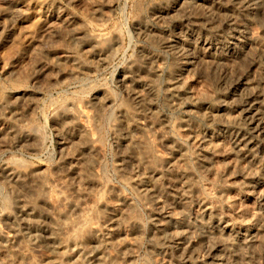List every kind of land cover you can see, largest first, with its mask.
Listing matches in <instances>:
<instances>
[{"label":"rangeland","instance_id":"obj_1","mask_svg":"<svg viewBox=\"0 0 264 264\" xmlns=\"http://www.w3.org/2000/svg\"><path fill=\"white\" fill-rule=\"evenodd\" d=\"M48 1L52 6L43 12L36 4L37 0H0V99L18 90L27 91L28 94L18 102L11 98L4 105L6 107H0V232L6 236L0 242V264H51L59 252L54 254L44 234L56 233L58 237L63 233L61 236L64 240L73 233V229L80 228L86 222L87 227L81 228L86 231L90 228L92 235H84L85 239L82 236L80 246L68 250L71 260L59 254L62 257H57L60 263L217 264L219 260L221 264H264V135L253 134L251 118L245 115L248 103L256 102L258 117L263 118L264 124V0ZM13 3L17 4L18 12L12 17L5 14L3 8L13 5L11 7L16 9ZM66 18L73 21L72 28L70 25H65L66 28L61 25L62 19ZM136 23H139V28ZM8 26H13L11 35L5 30ZM85 30L89 34L92 32L91 35L105 38L107 50L95 53L84 35ZM24 31H28L31 38H27L25 35L28 34ZM113 39L115 43L109 49L108 41ZM200 40H207L211 45L205 48L200 45ZM197 52L201 54L200 59L198 54L196 56ZM185 61L189 63L185 64ZM124 76H127L126 83L122 80ZM143 81L144 87L140 84ZM132 82H135V86L131 85ZM134 91L141 94L144 104L135 98ZM96 95L100 98L107 96L109 100L101 98L99 104L93 101ZM252 99L253 102L250 101ZM65 106L69 112H77L72 113L77 117L76 120H67L62 116ZM62 122L64 125H61ZM244 131L246 136L255 140L253 146H246L245 141L236 136L238 132L245 135ZM78 133L84 140L94 139L92 142L95 147L86 151L81 148L84 142L74 139L77 143L71 144L65 138ZM147 149L149 153L145 151ZM69 158L75 162L76 169L73 167L71 170ZM162 158L173 161L172 168L164 166L171 173V169H174V175L168 174L169 171L159 165V162L163 164L158 161ZM151 166L156 169L161 167L158 174L160 179L150 172L151 168L155 169ZM33 167L42 168V173L34 175V178L22 177L27 181L14 178V182L11 179V168L28 174ZM80 168L81 173L78 174ZM175 172L182 175L184 172V179H189V187L185 192L187 195L183 191L185 186L181 191L180 185H177L181 182ZM148 177H156V180H148ZM172 177L177 182L170 179ZM138 179L143 181L139 182ZM151 184L157 188L151 187V190ZM59 195L72 205L63 202ZM109 202L115 203L109 208L105 206ZM22 204L38 206L35 213L37 218L24 216L22 219L20 216L23 215L18 212V206ZM205 206L211 208L213 214H221L220 217L227 224L236 226L237 231L249 229L256 233L260 238L259 247L255 246L257 244L248 246L236 230L229 234L227 231V235L219 234L218 227L207 216L201 218L195 215L201 214ZM58 208L69 212L66 217L68 227L64 228L68 233L64 238L66 230H53L56 225L50 219L59 211ZM113 208L119 211L113 212ZM105 231L111 235L110 238H107ZM178 233L186 239L190 248L195 249L189 256H183L178 246L175 247L177 241L171 236ZM207 246L213 248L212 253ZM6 249L11 251L13 257L10 258L8 252L5 255ZM94 254L98 257H94ZM80 257L82 260H79Z\"/></svg>","mask_w":264,"mask_h":264},{"label":"bare ground","instance_id":"obj_2","mask_svg":"<svg viewBox=\"0 0 264 264\" xmlns=\"http://www.w3.org/2000/svg\"><path fill=\"white\" fill-rule=\"evenodd\" d=\"M28 1V0H27ZM36 1V0H35ZM54 1V0H53ZM193 1V0H192ZM239 1H241V0H239ZM243 1H245V0H243ZM242 1V2H243ZM247 1V0H246ZM10 2V1H9ZM12 2V1H11ZM56 2V1H55ZM194 2V1H193ZM192 2V3H193ZM199 3V2H198ZM14 4V3H13ZM23 4H24V2H23ZM22 4V5H23ZM39 7H40V9L43 11V10H47L50 6H52V5H50V2L48 1V0H37V3H36ZM52 4V3H51ZM55 4V3H54ZM185 4V3H184ZM197 3H195V5H196ZM1 5V4H0ZM3 5V4H2ZM15 5V4H14ZM17 5V4H16ZM16 5H15V7H16ZM32 5V4H31ZM57 5V4H56ZM187 5V4H186ZM11 6H13V5H11ZM11 6H9V5H6V7H4L3 9H4V11L3 12H5V14L7 13V14H9V15H11L12 17H13V15L14 14H16L17 12H18V7H16V9L15 8H13V7H11ZM27 6V5H26ZM1 7H3V6H1ZM33 7V6H32ZM58 8V7H57ZM171 8V7H170ZM175 8V7H174ZM17 10V11H16ZM24 10V9H23ZM22 10V11H23ZM57 10V9H56ZM175 10V9H174ZM28 11V10H27ZM36 11H37V9H36ZM169 11V10H168ZM171 11H173V10H171ZM2 12V13H3ZM16 12V13H15ZM34 12V11H33ZM38 12V11H37ZM44 12V11H43ZM42 12V13H43ZM54 12V11H53ZM60 12V11H59ZM40 14L41 16L44 14ZM52 13V12H51ZM164 13H167V12H164ZM37 14V13H36ZM29 15V14H28ZM38 15V14H37ZM36 15V16H37ZM192 15V14H191ZM7 16V15H6ZM46 16V15H45ZM67 16V15H66ZM190 16V15H189ZM194 16V15H193ZM8 17V16H7ZM27 17V16H26ZM195 17V16H194ZM200 17V16H199ZM3 18V17H2ZM5 18V17H4ZM25 18V17H24ZM52 18V17H51ZM187 18V17H186ZM205 18V17H204ZM203 18V19H204ZM9 19V18H8ZM140 19V18H139ZM10 20H12V19H10ZM21 20V19H20ZM33 20V19H32ZM42 20V19H41ZM44 20V19H43ZM49 20V19H48ZM73 20H75V19H73ZM188 20H190V19H188ZM2 21H3V19H2ZM5 21V20H4ZM6 21H7V19H6ZM26 21V20H25ZM39 21V20H38ZM38 21H37V24H38ZM53 21V20H52ZM140 21V20H139ZM194 21V20H193ZM202 21V20H201ZM24 22V21H23ZM31 22V21H30ZM33 22V21H32ZM45 22H46V20H45ZM59 22V21H58ZM137 22V21H136ZM197 22V21H196ZM206 22V21H205ZM13 23H15V22H13ZM12 23V24H13ZM73 23V21H71L70 19H62V21H61V25L63 26L64 25V27H65V25L66 26H68L69 27V25H70V27L72 26L71 24ZM140 23V22H139ZM139 23H136V26H137V28H139ZM2 24V23H1ZM5 24V23H4ZM26 24V23H25ZM28 24V23H27ZM11 25V24H10ZM30 25V24H29ZM76 25V24H75ZM143 25V24H142ZM26 27H27V25H25ZM35 26V25H34ZM55 26V25H54ZM57 26V25H56ZM59 26V25H58ZM57 26V27H58ZM210 26V25H209ZM3 27H6V26H3ZM22 27V26H21ZM24 27V26H23ZM22 27V28H23ZM31 27V26H30ZM41 27V26H40ZM63 27V28H64ZM75 27V26H74ZM190 27V26H189ZM13 28V26H8L7 27V29H5L10 35H11V33L13 32V30L14 29H12ZM31 28H33V27H31ZM61 28V27H60ZM66 28V27H65ZM72 28V27H71ZM71 28H69V29H71ZM1 29H4V28H1ZM25 29V28H24ZM39 29V28H38ZM141 29V28H140ZM204 29V28H203ZM74 30V29H73ZM84 30V29H83ZM180 31H181V29H179ZM1 31H3V30H1ZM19 31V30H18ZM34 31V30H33ZM50 31V30H49ZM68 31L69 30H67V33H68ZM86 32L84 33V35L86 36V38H87V40H88V42H89V44L91 45V47H92V49H93V51H96L95 53H101V52H104L103 50H107V40H105V38H102L101 36H97V35H91L92 34V32L89 34L88 32H87V30H85ZM150 31V30H149ZM184 31V30H183ZM239 31V30H238ZM24 32H26V31H24ZM44 32V31H43ZM48 32V31H47ZM46 32V34H48ZM190 32V31H189ZM31 33V32H30ZM38 33V32H37ZM146 33H148V32H146ZM192 33V32H191ZM8 34V35H9ZM17 34V33H16ZM16 34H15V36H16ZM25 34H28V35H25ZM24 35L25 36H27V38L30 36L29 35V33H28V31L25 33ZM41 34V33H40ZM44 34V33H43ZM73 34H74V31H73ZM72 34V35H73ZM152 34V33H151ZM182 34V33H181ZM180 34V35H181ZM183 34H184V32H183ZM190 34V33H189ZM4 35H5V33H4ZM20 35V34H19ZM33 35V34H32ZM108 35V34H107ZM14 36V37H15ZM45 36H47V35H45ZM112 36H113V34H112ZM5 38V37H4ZM25 38V37H24ZM30 38H31V36H30ZM33 38V37H32ZM36 38V37H35ZM44 38V37H43ZM72 38V37H71ZM111 38V37H110ZM114 38V37H113ZM236 38V37H235ZM11 39L12 38H10V41H11ZM41 39V38H40ZM190 39V38H189ZM209 39V38H208ZM21 40V39H20ZM30 40H32V39H30ZM34 40V39H33ZM39 40V39H38ZM77 40V39H76ZM81 40V39H80ZM86 40V39H85ZM114 40V39H113ZM111 41V40H109L108 41V44H109V46H108V48L110 49V47L111 46H113V43H115V40L114 41ZM192 40V39H191ZM22 41H23V39H22ZM194 41V40H193ZM198 41V40H197ZM35 42V41H34ZM195 42V41H194ZM200 42V45H202V46H205V48H206V46H210L211 45V43L209 42V41H207V40H200L199 41ZM228 42V41H227ZM28 43H30V42H28ZM117 43V42H116ZM183 43V42H182ZM196 43V42H195ZM31 45H33L34 43H30ZM197 44V43H196ZM84 45H86V44H84ZM34 46H37V45H34ZM89 46V45H88ZM115 46V45H114ZM197 46V45H196ZM22 47V46H21ZM28 47V46H27ZM183 47H185V46H183ZM244 47V46H243ZM186 48V47H185ZM214 48V47H213ZM33 49V48H32ZM89 49H90V47H89ZM196 49H198V48H196ZM30 50V49H29ZM36 50V49H35ZM185 50V49H184ZM200 50V49H199ZM83 51H84V49H83ZM187 51V50H186ZM209 51V50H208ZM75 52V51H74ZM92 52V51H91ZM73 53V52H72ZM89 53V52H88ZM87 53V54H88ZM264 53V52H263ZM106 54H107V52H106ZM197 54H198V52L196 53V56H197ZM67 55V54H66ZM148 55V54H147ZM150 55V54H149ZM199 55V54H198ZM87 56V55H86ZM201 56V54L198 56V58ZM72 57V56H71ZM77 57V56H76ZM97 57V56H96ZM105 57V56H104ZM197 58V59H198ZM87 59V58H86ZM200 59V58H199ZM78 61H79V58L77 59ZM101 60V59H100ZM54 61V60H53ZM67 61V60H66ZM141 61V60H140ZM192 61V60H191ZM61 63H62V61H60ZM76 62V61H75ZM82 63V62H81ZM91 63H92V61H91ZM137 63H140L139 61L137 62ZM189 63V62H188ZM188 63H186V61H185V64H188ZM191 63V62H190ZM86 64V63H85ZM141 64V63H140ZM184 64V65H185ZM193 64V63H192ZM89 66V65H88ZM131 66V65H130ZM187 66V65H186ZM192 66V65H191ZM85 67V66H84ZM131 68V67H130ZM134 69V68H133ZM184 69V68H183ZM127 71V70H126ZM136 71V70H135ZM134 73V72H133ZM155 73H156V71H155ZM124 74V73H123ZM127 76H124L123 77V82H125V80L127 79L126 78ZM135 77V76H134ZM136 78V77H135ZM179 78V77H178ZM181 78V77H180ZM245 78V77H244ZM130 79V78H129ZM128 79V80H129ZM137 79H138V77H137ZM121 80V79H120ZM127 80V81H128ZM173 80V79H172ZM174 80H175V78H174ZM134 81V80H133ZM242 81V80H241ZM129 82V81H128ZM138 82H140V81H138ZM138 82H136V84H139ZM182 82V81H181ZM126 83V82H125ZM124 83V84H125ZM133 83L135 84V82H132V84L131 85H133ZM144 81L143 82H141L140 84L141 85H143V87H144ZM148 83V82H147ZM243 83V82H242ZM241 84V83H240ZM20 86H22V85H20ZM130 86V85H129ZM133 86H135V85H133ZM132 86V87H133ZM140 86V85H139ZM147 86V85H146ZM179 86V85H178ZM238 86V85H237ZM243 86H246V85H244L243 84ZM253 86V85H252ZM17 87H19V86H17ZM138 87V86H137ZM127 88V87H126ZM135 88L136 87H134V90H135ZM177 88V87H176ZM178 88H180V87H178ZM242 88V87H241ZM131 89V88H130ZM248 89V88H247ZM247 89H245V90H247ZM140 90H141V88H140ZM136 91V90H135ZM135 91H134V93H135ZM145 91V90H144ZM180 91V90H179ZM16 92V91H15ZM29 92V91H28ZM105 92H107L106 90H105ZM132 92H133V89H132ZM141 92V91H140ZM145 92H148V91H145ZM176 92H177V90H176ZM1 93V92H0ZM31 93V92H30ZM131 93V92H130ZM129 93V94H130ZM142 93V92H141ZM178 93V92H177ZM179 93H181V92H179ZM27 94V91H19L18 90V92H16V93H14V92H12V94H8V96L6 97V98H4V99H0V107L1 106H4V105H6V104H8L9 102H10V100H11V98H15V99H13L14 101H17L18 102V100H20V99H24V97L26 96H28V94ZM105 94V93H104ZM131 94H133V93H131ZM136 94V93H135ZM256 94H257V92H256ZM109 95V94H108ZM3 96V95H2ZM31 96V95H30ZM110 96V95H109ZM93 97V96H92ZM103 97V96H102ZM101 97V98H102ZM134 97V96H133ZM256 97V96H255ZM0 98H2V97H0ZM30 98V97H29ZM101 98L99 97V95L97 96L96 95V97L94 98V102L95 101H97L98 103H99V101L101 100ZM107 98V96L105 97V98H102L103 100L104 99H106ZM112 98V97H111ZM135 98L138 100V101H140L141 100V102H142V99H141V94H136L135 95ZM26 99V98H25ZM108 99V98H107ZM106 99V100H107ZM134 99V98H133ZM258 99V98H257ZM261 99V98H260ZM102 100V101H103ZM109 100V99H108ZM249 100V99H248ZM30 101V100H29ZM28 101V102H29ZM133 101V100H132ZM250 101H252L253 102V99L252 100H250ZM257 101V100H256ZM263 101V100H262ZM12 102V101H11ZM27 102V101H26ZM96 102V104H98ZM105 102V101H104ZM103 102V103H104ZM135 102V101H134ZM13 103V102H12ZM24 103V102H23ZM22 103V104H23ZM133 103V102H132ZM143 103V102H142ZM256 103V102H255ZM255 103H248V105H247V109H246V114L245 115H247V116H249V118H251V121H252V123H253V134L255 135H258V134H260V136L262 137V135L261 134H263L264 135V124L262 125V119L261 118H259L258 117V114H257V110H256V108H255ZM261 103V102H260ZM95 104V103H94ZM100 104V103H99ZM131 104V103H130ZM144 104V103H143ZM19 105V104H18ZM76 105V104H75ZM104 105V104H103ZM107 105V104H106ZM257 105H258V102H257ZM126 106V105H125ZM131 106V105H130ZM245 106V105H244ZM4 107H6V106H4ZM66 108L65 109H63V113H61L62 114V116L65 118H68L67 120H69V118H71L70 120H72V119H77V117L74 115V114H72L73 112H75V113H77L76 111H73L72 113L71 112H69L70 110H68L67 109V106H65ZM96 107V106H95ZM100 107V106H99ZM101 107H103L102 106V104H101ZM123 107V106H122ZM145 107V106H144ZM136 108V107H135ZM1 109V108H0ZM8 109V108H7ZM17 109V108H16ZM70 109V108H69ZM97 109V108H96ZM134 109V108H133ZM139 109V108H138ZM142 109V108H141ZM130 110V109H129ZM128 110V111H129ZM137 110V109H136ZM140 110V109H139ZM4 111V110H3ZM5 111H6V109H5ZM14 111H15V109H14ZM17 111V110H16ZM60 111V110H59ZM121 111V110H120ZM123 111V110H122ZM127 111V112H128ZM149 111V110H148ZM61 112V111H60ZM130 112V111H129ZM145 112V111H144ZM216 112V111H215ZM7 113V112H6ZM5 113V114H6ZM123 113V112H122ZM125 113V112H124ZM79 114V113H78ZM118 114H119V111H118ZM130 114V113H129ZM131 114H133V113H131ZM260 114V113H259ZM15 115V114H14ZM55 115V114H54ZM116 115V114H115ZM123 115V114H122ZM243 115V114H242ZM55 116H57V115H55ZM54 116V117H55ZM96 116V115H95ZM98 116V115H97ZM126 116V115H125ZM141 116V115H140ZM238 116V115H237ZM260 116V115H259ZM9 117H10V113H9ZM8 117V118H9ZM13 117V116H12ZM79 117H80V115H79ZM94 117V116H93ZM112 117H113V115H112ZM117 117V116H116ZM243 117V116H242ZM16 118V117H15ZM14 118V119H15ZM121 119H122V117H120ZM135 118H136V116H135ZM149 118V117H148ZM247 118V117H246ZM58 119V118H57ZM60 119V118H59ZM100 119V118H99ZM113 119V118H112ZM111 119V120H112ZM115 119V118H114ZM123 119H125V117L123 118ZM122 119V120H123ZM127 119V118H126ZM132 119V118H131ZM93 120H94V118H93ZM116 121H119V120H117V119H115ZM155 120V119H154ZM242 120V119H241ZM248 120V119H247ZM78 122H79V120H77ZM129 121V120H128ZM131 122H132V120H130ZM130 121H129V123H130ZM159 121V120H158ZM64 122V121H63ZM63 122H62V124L61 125H64L63 124ZM99 122V121H98ZM135 122V121H134ZM146 122V121H145ZM161 122V121H160ZM58 123V122H57ZM67 123V122H66ZM65 123V124H66ZM122 123V122H121ZM143 123V122H142ZM141 123V124H142ZM149 123H150V121H149ZM251 123V124H252ZM59 124V123H58ZM116 124V123H115ZM128 124V123H127ZM132 124V123H131ZM137 124V123H136ZM150 124H152V123H150ZM155 124H157V123H154V125ZM158 124H160V123H158ZM73 125V124H72ZM126 125V124H125ZM128 125H130V124H128ZM139 125V127H140V124L138 123L137 124V126ZM146 125V124H145ZM250 125V124H249ZM9 126V125H8ZM85 126V125H84ZM142 126V125H141ZM6 127V126H5ZM60 127H62V126H59V128ZM118 127V126H117ZM124 127V126H123ZM130 127V126H129ZM133 127V126H132ZM9 128V127H8ZM87 128V127H86ZM89 128V127H88ZM144 128V127H143ZM235 128V127H234ZM11 129V128H10ZM17 129V128H16ZM67 129H68V127H67ZM124 129V128H123ZM126 129H128V128H126ZM130 129V128H129ZM141 129V128H140ZM238 129V128H237ZM252 129V128H251ZM250 129V130H251ZM58 130H60V129H58ZM62 130H64V129H62ZM66 130V129H65ZM79 130V129H78ZM81 130V129H80ZM79 130V131H80ZM86 130V129H85ZM89 130H90V128H89ZM69 131V130H68ZM67 131V132H68ZM73 131V130H72ZM127 131V130H126ZM145 131H147L146 129H145ZM236 131L237 130H235V133H236ZM5 132V131H4ZM4 132H2V134L4 133ZM7 132V131H6ZM58 132V131H57ZM62 132H64L65 133V131H62ZM61 132V133H62ZM83 132V131H82ZM81 132V133H82ZM89 132H91V131H89ZM245 132V131H244ZM243 132V133H244ZM26 133H28V132H26ZM76 133V132H75ZM242 133V132H241ZM5 134V133H4ZM12 134V133H11ZM16 134V133H15ZM25 134V133H24ZM71 134H73V133H71ZM70 134V136L69 137H65V138H67L69 141H71L70 143L72 144V142H74V139H75V141H76V139L79 141H81V142H84L83 144L84 145H82V147L81 148H83L84 150H86V149H90L91 150V148L93 149V143L94 142H92L94 139H90L89 140V138H88V140H84V138H83V136L82 135H80V133H78L77 135H71ZM87 134H88V131H87ZM128 134H129V132H128ZM132 133H130V135H131ZM146 134V133H145ZM252 134V135H253ZM8 135V134H7ZM62 135H63V133H62ZM69 135V134H68ZM84 135V134H83ZM94 135V134H93ZM126 135V134H125ZM236 134H234V137H238V138H241L240 140H243V141H245V143H246V146H253L254 145V142H255V140L254 139H252L251 137H248V136H246V132H245V135L244 134H240L239 132L237 133V135L235 136ZM255 135V136H256ZM1 136V135H0ZM13 136H14V134H13ZM85 136V135H84ZM91 136V135H90ZM128 136V135H127ZM135 136V135H134ZM137 136V135H136ZM142 137L144 136V135H141ZM3 137V136H2ZM6 137V136H5ZM8 137H9V135H8ZM12 137V136H11ZM23 137V136H22ZM29 137V136H28ZM92 137V136H91ZM138 137V136H137ZM258 137V136H257ZM140 138V137H139ZM143 138H146V137H143ZM260 138V137H259ZM25 139H26V136H25ZM141 139V138H140ZM148 139V138H147ZM235 139V138H234ZM96 140V139H95ZM129 140V139H128ZM130 140H131V138H130ZM141 140H143V139H141ZM237 140V139H236ZM254 140V141H253ZM65 141H66V139H65ZM79 141V142H80ZM242 141V142H243ZM258 141V140H257ZM64 142V141H63ZM78 142V143H79ZM133 142V141H132ZM132 142H130V143H132ZM141 142V141H140ZM69 143V144H70ZM74 143H77V142H74ZM73 143V144H74ZM149 143H150V141H149ZM152 143V142H151ZM173 143V142H172ZM234 143H236V141L234 142ZM240 143V142H239ZM245 143H243V145L245 144ZM64 144V143H63ZM80 144V143H79ZM96 144V143H95ZM129 144V142L127 143V145ZM147 144V143H146ZM75 145V144H74ZM96 145H98V144H96ZM149 145V144H148ZM240 145V144H239ZM242 145V146H243ZM70 146H72V145H70ZM61 147V146H60ZM64 147V146H63ZM62 147V149H64ZM95 147V146H94ZM140 147V146H139ZM244 147H245V145H244ZM78 148V147H77ZM133 148V147H132ZM141 148V147H140ZM148 148V147H147ZM134 149V148H133ZM132 149V150H133ZM136 149V148H135ZM234 149V148H233ZM254 149V148H253ZM72 150V149H71ZM74 150H75V148H74ZM130 150V149H129ZM186 150V149H185ZM87 151V150H86ZM141 151H142V149H141ZM146 152L148 151V149L147 150H145ZM144 151V152H145ZM184 151V150H183ZM183 151H180V152H182L183 153ZM83 152V151H82ZM130 152V151H129ZM80 153H81V151H80ZM132 153H133V151H132ZM148 153H149V151H148ZM152 153V152H151ZM177 153V152H176ZM72 154V153H71ZM70 154V155H71ZM75 154V153H74ZM131 154V153H130ZM137 154V153H136ZM96 155V154H95ZM95 155H94V157H95ZM137 155H139V154H137ZM179 155V154H178ZM65 156V155H64ZM77 156V155H76ZM80 156H81V154H80ZM145 156H147V155H145ZM153 156V155H152ZM151 156V157H152ZM155 156V155H154ZM159 156V155H158ZM73 157H75V156H73ZM79 157V156H78ZM88 157V156H87ZM142 157V159H143V155L141 156ZM160 158L161 157H163V156H159ZM174 157V156H173ZM61 158V157H60ZM80 158V157H79ZM86 158V157H85ZM127 158V157H126ZM137 158V157H136ZM184 158V157H183ZM64 159V158H63ZM67 159V158H66ZM72 159V158H71ZM81 159H83V158H81ZM133 159V158H132ZM137 159H139L138 161H140V159L141 158H137ZM136 159V160H137ZM147 158H145V160H146ZM149 159V158H148ZM159 159V158H158ZM169 159V158H168ZM167 158L166 159H164V158H162V159H160V160H158V161H161L163 164H160V162H159V165L163 168L164 167V170H168L164 165H166L167 167L168 166H171L172 165V163H173V161L171 160V159H169L168 160ZM75 160V159H74ZM78 160H80V159H78ZM86 160V159H85ZM90 160V159H89ZM144 160V159H143ZM154 160V159H153ZM174 160V159H173ZM69 161H70V158H69ZM68 161V162H69ZM82 161V160H81ZM84 161V160H83ZM128 161V160H127ZM137 161V162H138ZM142 161V160H141ZM140 161V162H141ZM156 161V160H155ZM172 161V162H171ZM66 162V161H65ZM86 162V161H85ZM89 162V161H88ZM147 162V161H146ZM148 162H151L150 160H148ZM202 162V161H201ZM70 165L69 166H71L72 167V169L71 170H73V167H74V169H76V164H75V162L73 161V160H71L70 162ZM142 163L144 164L145 162H143L142 161ZM141 163V164H142ZM153 163V162H152ZM188 163V162H187ZM61 164V163H60ZM78 164V163H77ZM87 164V163H86ZM93 164V163H92ZM128 164V163H127ZM148 164V163H147ZM154 164V163H153ZM152 164V165H153ZM65 165H67V163L65 164ZM84 165H85V163H84ZM139 165V164H138ZM146 165V164H145ZM155 165V164H154ZM156 165H158L157 163H156ZM178 165V164H177ZM7 166V165H6ZM88 166V165H87ZM89 166H90V164H89ZM128 166V165H127ZM144 166V165H143ZM147 166V165H146ZM160 166H158V169H156L157 167H154V166H151V167H154L155 169H153V168H151L152 170L150 171L153 175H155L158 179H160L159 178V176H158V174H159V171L161 170H159V167ZM173 166H174V164H173ZM189 166V165H188ZM193 166V165H192ZM12 167V166H11ZM15 167V166H14ZM65 167V166H64ZM67 167V166H66ZM80 167H81V165H80ZM148 167H150V166H148ZM160 167V168H161ZM176 167V166H175ZM178 167V166H177ZM176 167V168H177ZM180 167V166H179ZM87 168V167H86ZM85 168V169H86ZM128 168H129V166H128ZM169 168V167H168ZM170 168H172V166L170 167ZM174 168V167H173ZM185 168V167H184ZM183 168V169H184ZM189 168V167H188ZM22 169V168H21ZM31 169V168H30ZM41 169L42 168H35V167H33V169L32 170H30V172L28 173V174H25V172H24V170H23V172H24V174L22 173V170H20V171H18V170H16V169H13V168H11L10 169V176H11V179H13V181L15 182V180H14V178L17 180H20V178L22 179V177H30L31 176V178L34 176V175H36L37 176V174L38 173H42L41 172ZM59 169V168H58ZM89 169V168H88ZM179 170L181 169V167L180 168H178ZM185 169H187V168H185ZM5 170V169H4ZM80 170V172H78V170H77V172H78V174H80L81 173V168L79 169ZM83 170V169H82ZM90 170V169H89ZM138 170V169H137ZM171 170H173V173H174V169H171ZM179 170H177L178 172H179ZM190 170V169H189ZM45 171V170H44ZM43 171V172H44ZM135 171V170H134ZM169 171V170H168ZM176 171V170H175ZM176 171V172H177ZM184 171V170H183ZM68 172V171H67ZM163 172V171H162ZM167 172V171H166ZM166 172H165V174H166ZM172 171H169V172H167L168 174L169 173H171ZM175 172V173H176ZM191 172V171H190ZM93 173V172H92ZM92 173H91V175H92ZM95 173V172H94ZM151 173H150V175H151ZM173 173H171V174H173ZM181 173V172H180ZM187 173V172H186ZM70 174V173H69ZM74 174V173H73ZM77 174V175H78ZM142 174H143V171H142ZM161 174H163V173H161ZM176 174H178V175H176V178H177V176L179 177V181L182 183H180V184H177V185H180V190L181 189H184L183 188V186H185V190H183L184 191V193L185 192H187V187H189V182H187L189 179H187V180H185L184 179V172H183V175H182V173L181 174H179V173H176ZM39 175V174H38ZM90 174H88V176H89ZM137 175V174H136ZM141 175V174H140ZM144 175V174H143ZM147 175V174H146ZM149 175V176H150ZM167 175V174H166ZM166 175H164V177L166 176ZM174 175V174H173ZM185 175H187V174H185ZM41 176V175H40ZM40 176H39V178H40ZM94 176V175H93ZM152 176V175H151ZM163 176V175H162ZM162 176H160V177H162ZM170 176V175H169ZM193 176V175H192ZM8 177V179L10 178L9 176H7ZM70 177V176H69ZM79 177H81V176H79ZM87 177V176H86ZM91 177V176H90ZM141 177V176H140ZM156 177L155 178H152V177H148V180H149V178L151 179H155L156 180ZM187 177V176H186ZM34 178V177H33ZM38 178V177H37ZM36 178V179H37ZM38 178V179H39ZM66 178V177H65ZM132 178V177H131ZM136 178V176L134 177V179ZM138 178V177H137ZM176 178H174V179H176ZM4 179H5V177H4ZM40 179H42V178H40ZM78 179H80V178H78ZM84 179H86V178H84ZM91 179V178H90ZM94 179V178H93ZM145 179V178H144ZM151 179V180H152ZM157 179V180H158ZM162 179H164V178H162ZM169 179V178H168ZM167 179V180H168ZM170 179H173V177L172 178H170ZM173 179V180H174ZM23 181H25L24 180V178L22 179ZM34 180V179H33ZM32 180V181H33ZM44 180V179H43ZM82 180V179H81ZM97 180V179H96ZM131 180V179H130ZM139 180V179H138ZM173 180H172V182H173ZM178 180V179H177ZM27 181V180H26ZM38 181V180H37ZM141 181H143V180H139V182H141ZM158 181H160V180H158ZM191 181V180H190ZM10 182V181H9ZM31 182V181H30ZM36 182V181H35ZM73 182V181H72ZM80 182V181H79ZM96 182V181H95ZM130 182V181H129ZM151 182V181H150ZM156 182V181H155ZM154 182V183H155ZM174 182H177L176 180H174ZM11 183V182H10ZM28 183V182H27ZM43 183V182H42ZM74 183V182H73ZM93 183V182H92ZM144 183V182H143ZM148 183V182H147ZM153 183V184H154ZM158 183V182H157ZM163 183V182H162ZM168 183V182H167ZM18 184V183H17ZM23 184V183H22ZM43 184H45V183H43ZM95 184V183H94ZM141 185H142V183H140ZM148 184H150V183H148ZM175 184V183H174ZM19 185V184H18ZM38 185V184H37ZM46 185V184H45ZM64 185V184H63ZM66 185V184H65ZM70 185V184H69ZM68 185V186H69ZM74 185V184H73ZM72 185V186H73ZM88 185V184H87ZM152 185V184H151ZM149 186V188L152 190V188H154V187H156V186H154L153 187V185L152 186ZM154 185H156V184H154ZM162 185V184H161ZM169 185V184H168ZM171 185H172V183H171ZM176 185V184H175ZM182 185V186H181ZM34 186V185H33ZM36 186V185H35ZM91 186V185H90ZM96 186V185H95ZM142 186H144V187H148V186H145V185H142ZM49 187V186H48ZM79 187V186H78ZM93 187H94V185H93ZM152 187V188H151ZM175 187V186H174ZM179 187V186H178ZM177 187V188H178ZM182 187V188H181ZM20 188V187H19ZM33 188V187H32ZM46 188V187H45ZM52 188V187H51ZM69 188V187H68ZM143 188V187H142ZM141 188V189H142ZM148 188V189H149ZM157 188V187H156ZM176 188V187H175ZM28 189V188H27ZM31 189V188H30ZM35 189V188H34ZM64 189V188H63ZM70 189V188H69ZM139 189V188H138ZM147 189V188H146ZM147 189V190H148ZM160 189V188H159ZM38 190V189H37ZM44 190V189H43ZM49 190V189H48ZM146 190V191H147ZM155 190V189H154ZM176 190V189H175ZM178 190H179V188H178ZM30 191V190H29ZM33 191V190H32ZM40 191H41V189H40ZM39 191V192H40ZM62 191V190H61ZM109 191V190H108ZM144 191H145V188H144ZM144 191H142V192H144ZM156 191V190H155ZM159 191V190H158ZM182 191V190H181ZM189 191V190H188ZM191 191V190H190ZM46 192V191H45ZM64 192V191H63ZM177 192V191H176ZM29 193V192H28ZM41 193V192H40ZM39 193V194H40ZM66 193V192H65ZM141 193V192H140ZM164 193V192H163ZM183 192H182V194H184ZM188 193H190V192H188ZM30 194V193H29ZM45 194V193H44ZM43 194V195H44ZM105 194V193H104ZM108 194V193H107ZM153 194V193H152ZM167 194V193H166ZM181 194V195H182ZM186 194V193H185ZM26 195H27V193H26ZM42 195V194H41ZM100 195V194H99ZM187 195V194H186ZM24 196V195H23ZM63 196V195H62ZM64 196H65V194H64ZM68 196V195H67ZM103 195H101L100 197H102ZM122 196V195H121ZM153 196V195H152ZM183 196V195H182ZM25 197V196H24ZM27 197V196H26ZM31 197V196H30ZM29 197V198H30ZM32 197H35V196H32ZM39 198H41L40 196H38ZM59 197H60V199L64 202L65 201V203H68L67 202V199L64 197H61V195H59ZM100 197H99V199H100ZM105 197H106V195H105ZM164 197V196H163ZM173 197H175L174 195H173ZM180 197V196H179ZM103 199H104V196L102 197ZM169 198V197H168ZM35 199H37V200H39L38 198H35ZM43 199H44V197H43ZM58 199V198H57ZM59 199V200H60ZM69 199V198H68ZM117 199H118V197H117ZM121 199V198H120ZM125 199V198H124ZM161 199V198H160ZM17 200V199H16ZM31 200V199H30ZM77 200V199H76ZM106 200H107V198H106ZM122 200V199H121ZM192 200V199H191ZM199 200V199H198ZM200 200H201V198H200ZM209 200V199H208ZM8 201V200H7ZM27 201V200H26ZM25 201V202H26ZM31 201H33V200H31ZM40 201V200H39ZM78 201V200H77ZM98 201V200H97ZM118 201V200H117ZM161 201V200H160ZM201 201H203V200H201ZM18 202V201H17ZM16 202V203H17ZM20 202V201H19ZM25 202H24V204H25ZM46 202V201H45ZM72 202V201H71ZM106 202V201H105ZM108 202V201H107ZM168 202V201H167ZM208 202V201H207ZM22 203H23V201H22ZM37 203V202H36ZM59 203H62L61 201L59 202ZM69 203H70V201H69ZM68 203V204H69ZM113 203H115V202H113ZM112 203V204H113ZM123 203V202H122ZM121 203V204H122ZM164 203H165V201H164ZM170 203H171V201H170ZM201 204H202V202H200ZM199 203V204H200ZM24 204H22L21 206H18V212H19V214L20 215H23V216H20V217H22V219H23V217L24 216H26V217H34L35 216V213H36V208H38V206H36V205H32V206H30V205H24ZM42 204H43V202H42ZM80 204V203H79ZM112 204L109 202V204L108 203H105V206L106 207H109L110 205L112 206ZM126 204V203H125ZM128 204V203H127ZM18 205H20V204H18ZM58 205V204H57ZM67 205V204H66ZM72 205V203H70V205L69 206H71ZM117 205V204H116ZM116 205H115V207H116ZM50 206V205H49ZM74 206V205H73ZM75 206H77V204H75ZM114 206V205H113ZM211 206V205H210ZM10 207V206H9ZM63 207H65V206H63ZM63 207H62V210H63ZM81 207V206H80ZM80 207H78V208H80ZM101 207V206H100ZM104 207V206H103ZM118 207H119V205H118ZM132 207V206H131ZM130 207V208H131ZM162 207V206H161ZM185 207V206H184ZM212 207V206H211ZM16 208V207H15ZM47 208H50V207H47ZM59 208H61V207H59ZM58 208V209H59ZM99 208V207H98ZM110 208V207H109ZM120 208H121V206H120ZM216 208V207H215ZM214 208V209H215ZM52 209H53V207H52ZM100 209V208H99ZM112 209V208H111ZM128 209V208H127ZM132 209H134V208H132ZM217 209V208H216ZM44 210V209H43ZM64 210H65V208H64ZM67 210V209H66ZM76 210H78V209H76ZM113 212H115V211H117L115 208H113ZM121 210V209H120ZM10 211V210H9ZM56 211V210H55ZM54 211V212H55ZM69 211V210H68ZM72 211V210H71ZM79 211V210H78ZM95 211V210H94ZM101 211H103V210H101ZM119 211V210H118ZM117 211V212H118ZM198 211V210H197ZM17 212V213H18ZM57 212V211H56ZM106 212H108V211H106ZM121 212V211H120ZM119 212V213H120ZM199 212V211H198ZM9 213V212H8ZM38 213H40V212H38ZM37 213V215H38V217H39V214ZM69 213V212H68ZM68 213H67V211H60V209H59V211L55 214V216H51L50 217V219L53 221V223H54V225H56V227L54 228V226L53 227H50V228H54L53 230H55L56 228H58L59 229V231H60V229H62V230H66L67 228L66 227H68L66 224H67V222H66V220H68L66 217H67V215H68ZM72 213V212H71ZM74 213V212H73ZM111 213V212H110ZM123 213V212H122ZM164 213V212H163ZM201 214H199V215H197V214H195V212H194V214L198 217H208L209 219L208 220H210L211 222H213L214 223V225H216L217 227H218V233L219 234H223V233H227V231H229L228 232V234L230 233V232H234L235 233V230H236V232L238 233L239 232V234L238 235H240L241 236V238H242V241H244L246 244H248V246L251 244V245H255V244H257V245H255V246H258L259 247V245H260V238H258L259 236H257V234L256 233H253L251 230H249V229H242L243 231H241V230H238L237 231V229L235 228L236 226H233V225H230L229 223L227 224V222H225L224 220H223V218L222 217H220L221 216V214H220V216H219V213H217V214H213V211H212V209L211 208H208V207H204L203 209H202V211L200 212ZM7 214V213H6ZM44 214V213H43ZM48 214V213H47ZM51 214V213H50ZM53 214V213H52ZM103 214H105V213H103ZM127 214H129V213H127ZM11 215V214H10ZM17 215V214H16ZM41 215V214H40ZM54 215V214H53ZM124 215V214H123ZM163 215V214H162ZM7 216V215H6ZM45 216V215H44ZM69 216V215H68ZM104 216V215H103ZM117 216V215H116ZM119 216V215H118ZM121 216V215H120ZM130 216H132L131 214H130ZM135 216V215H134ZM137 216V215H136ZM169 217H170V214L168 215ZM167 216V217H168ZM8 217V216H7ZM115 217V216H114ZM122 217H124V216H122ZM125 217H126V215H125ZM129 217V216H128ZM142 217V216H141ZM165 217V216H164ZM9 218V217H8ZM16 218V217H15ZM35 218H37L36 216H35ZM70 218V217H69ZM117 218V217H116ZM119 218H121V217H119ZM135 218V217H134ZM171 218V217H170ZM44 219H45V217H44ZM107 219V218H106ZM113 219V218H112ZM118 219V218H117ZM171 219H173V218H171ZM26 220V219H25ZM43 220V219H42ZM51 220L49 221V222H51ZM69 220H71V219H69ZM77 220H79V219H77ZM87 220V219H86ZM119 220V219H118ZM130 220V219H129ZM27 221V220H26ZM48 221V220H47ZM73 221V220H72ZM80 221H81V219H80ZM80 221H79V223H80ZM87 221H89V220H87ZM111 221V220H110ZM141 221V220H140ZM139 221V222H140ZM209 221V222H210ZM28 222H29V220H28ZM35 223H37L36 221H34ZM48 222V223H49ZM69 222V221H68ZM120 222V221H119ZM154 222V221H153ZM161 222V221H160ZM159 222V223H160ZM168 222V221H167ZM205 222H207V221H205ZM230 222V221H229ZM243 222H244V220H243ZM30 223V222H29ZM70 223V222H69ZM68 223V224H69ZM87 223V222H86ZM85 223V224H86ZM117 223V222H116ZM115 223V224H116ZM158 223V224H159ZM162 223V222H161ZM246 223V222H245ZM10 224V223H9ZM22 224V223H21ZM28 224V223H27ZM31 224V223H30ZM33 224V223H32ZM38 224V223H37ZM40 224V223H39ZM47 224V223H46ZM50 224V223H49ZM78 224V222L76 223V225ZM85 224L83 225V226H85ZM90 224V223H89ZM134 224V223H133ZM132 224V225H133ZM209 224V223H208ZM29 225V224H28ZM135 225V224H134ZM163 225V224H162ZM240 225V224H239ZM12 226V225H11ZM24 226V225H23ZM30 226V225H29ZM51 226V225H50ZM70 226V225H69ZM82 225H81V227H83ZM89 226V225H88ZM113 226V225H112ZM160 226H161V224H160ZM213 226V225H212ZM13 227V226H12ZM15 227V226H14ZM37 227V226H36ZM35 227V228H36ZM38 227H40V226H38ZM48 227V226H47ZM72 227V226H71ZM74 227V226H73ZM76 227V226H75ZM74 227V228H75ZM79 228V227H77L76 229H73L72 231H73V233L71 234L70 233V235L69 236H67V239L66 238H64V237H66V235H67V233H68V231L66 230L65 231V235L63 236V238H64V240L62 239V234H60V236H58L57 237V234L55 235H53V234H49V235H47V234H44V235H46L45 237H48V240H47V244H48V241H49V244L52 246V248L51 249H53V252H54V254L56 253V251H57V253L59 252V254L60 255H62V257L64 258V257H66L67 258V256L70 258V254L68 255V250H73V249H76L78 246H80V244H79V242H80V240H82V236H83V238H84V235H86V236H89L88 234L90 233L91 234V231H90V228H89V231L87 230H85L84 228ZM85 227H87V226H85ZM92 227V226H91ZM164 227V226H163ZM31 228V227H30ZM64 228H66V229H64ZM112 228V227H111ZM133 228V227H132ZM136 228V227H135ZM165 228V227H164ZM32 229H34V228H32ZM36 229H38V228H36ZM36 229H34V231L36 230ZM87 229V228H86ZM215 229H216V227H215ZM241 229V228H240ZM1 230V229H0ZM29 230V229H28ZM27 230V231H28ZM49 230V229H48ZM92 230V229H91ZM116 230V229H115ZM156 230V229H155ZM158 230V229H157ZM212 230V229H211ZM211 230H210V232H211ZM17 231V230H16ZM46 231V230H45ZM135 231V230H134ZM138 231V230H137ZM136 231V232H137ZM160 231V230H159ZM176 231V230H175ZM263 231V230H262ZM36 232V231H35ZM41 232H43L42 230H41ZM48 232H51V231H48ZM71 232V231H70ZM185 232V231H184ZM5 233V232H4ZM8 233V232H7ZM97 233V232H96ZM103 233V232H102ZM102 233H101V235H102ZM105 233H106V231H105ZM109 233H110V231H109ZM113 233V232H112ZM174 233H176V232H174ZM181 233V232H180ZM233 233V234H234ZM10 234V233H9ZM94 234V233H93ZM107 238H110V236H109V234H108V231H107ZM213 234H214V232H213ZM232 234V235H233ZM8 235V234H7ZM16 235V234H15ZM41 235V234H40ZM92 235V234H91ZM116 235V234H115ZM227 235V234H226ZM38 236V235H37ZM94 236V235H93ZM168 236H170V235H168ZM5 235H3V233H1L0 232V242L2 241H4L5 240ZM104 237V236H103ZM106 237V236H105ZM213 237V236H212ZM218 237V236H217ZM261 237V236H260ZM44 238V237H43ZM102 238V237H101ZM106 238V239H107ZM165 238H167V237H165ZM170 238V237H169ZM171 238H173L175 241H177V243L176 244H178V245H176L175 247L177 248V246H178V248L180 249V251H181V253H182V255L183 254H185V255H188V254H190V252H192L193 253V251L195 250V249H192V248H190V244H187V242H186V239L185 238H183V236L181 235V234H173L172 236H171ZM220 238V237H219ZM240 238V237H239ZM40 239V238H39ZM44 239H46V238H44ZM66 239V240H65ZM85 239V238H84ZM105 239V238H104ZM172 239V240H173ZM183 239H185V241L183 240ZM221 239V238H220ZM224 239V238H223ZM7 240V239H6ZM98 240V239H97ZM108 240V239H107ZM118 240V239H117ZM116 240V241H117ZM171 240V239H170ZM171 240V241H172ZM188 240V239H187ZM190 240V239H189ZM235 240V239H234ZM264 240V239H263ZM106 241V240H105ZM109 241V240H108ZM106 242V243H109V242ZM141 241V240H140ZM174 241V242H175ZM128 242V241H127ZM131 242V241H130ZM101 243V242H100ZM129 243V242H128ZM136 243V242H135ZM141 243V242H140ZM191 243V242H190ZM227 243V242H226ZM103 244V243H102ZM173 244V243H172ZM211 244V243H210ZM3 245V244H2ZM94 245V244H93ZM232 245L234 246V244L232 243ZM5 246H6V244H5ZM11 246V245H10ZM97 246V245H96ZM102 246V245H101ZM104 246V245H103ZM213 246V245H212ZM211 246V247H212ZM229 245H227V247H228ZM262 246V245H261ZM7 247V246H6ZM50 247V246H49ZM49 247H48V249H49ZM192 247V246H191ZM235 247V246H234ZM243 247V246H242ZM253 247V246H252ZM252 247H250V248H252ZM9 248V247H8ZM11 248V247H10ZM81 248V247H80ZM79 248V249H80ZM97 248V247H96ZM98 248H99V246H98ZM121 248V247H120ZM194 248H196V247H194ZM207 248H208V246H207ZM239 248V247H238ZM245 248V247H244ZM100 249V248H99ZM98 249V250H99ZM122 249V248H121ZM179 249H177V250H179ZM209 249H211L210 248V246H209V248H208V250ZM10 250V249H9ZM82 249H80V251H81ZM85 250V249H84ZM125 250V249H124ZM197 250V249H196ZM212 250H213V248L211 249V251H210V253H212ZM234 250V249H233ZM15 251V250H14ZM13 251V252H14ZM24 251H26V249L24 250ZM75 251V250H74ZM74 251H72L73 253H74ZM77 252H78V249L76 250ZM75 251V252H76ZM198 251L199 250H197V253H198ZM242 251V250H241ZM246 251V250H245ZM8 250L6 249V251H5V255L6 254H10V252H8ZM52 252V253H53ZM82 252V251H81ZM87 252V251H86ZM100 252V251H99ZM102 252V251H101ZM207 252V251H206ZM218 252V251H217ZM23 253V252H22ZM70 253H71V251H70ZM72 253V254H73ZM84 253V252H83ZM95 253V252H94ZM122 253H124L123 251H122ZM180 253V254H181ZM209 253V254H210ZM220 253V252H219ZM14 254H16V253H14ZM13 254V255H14ZM18 254V253H17ZM21 254V253H20ZM59 254L57 255V254H55V255H57V257L58 258H60V256H59ZM75 254V253H74ZM73 254V255H74ZM78 254H79V252H78ZM85 254V253H84ZM100 254V253H99ZM120 254V253H119ZM2 255V254H1ZM11 255V256H10ZM9 256H10V258L11 257H13L12 256V254H10ZM26 255V254H25ZM88 255V254H87ZM95 255V254H94ZM101 255H102V253H101ZM122 255V254H121ZM197 255V254H196ZM80 256H81V254H80ZM171 256V255H170ZM184 256V255H183ZM189 256V255H188ZM187 256V257H188ZM193 256V255H192ZM23 257V256H22ZM21 257V258H22ZM51 257H53V256H51ZM55 258H53V260H52V262H51V264H61V263H63L62 261H61V263H60V259L62 258H60L59 260H57V257L56 256H54ZM79 257V256H78ZM87 257V256H86ZM92 257V256H91ZM94 257H98V256H94ZM101 257V256H100ZM104 257V256H103ZM102 257V258H103ZM179 257H181V255L179 256ZM190 257H191V255H190ZM189 257V258H190ZM199 257V256H198ZM212 257V256H211ZM210 257V258H211ZM223 257V256H222ZM9 258V257H8ZM68 258V259H69ZM85 258V257H84ZM88 258H90V257H88ZM184 258V257H183ZM196 258V257H195ZM215 258V257H214ZM218 258H220V257H217V259ZM3 259V258H2ZM25 259V258H24ZM27 259V258H26ZM31 259V258H30ZM94 259V258H93ZM104 259V258H103ZM102 259V260H103ZM117 259V258H116ZM122 259V258H121ZM187 259V258H186ZM221 259V258H220ZM4 260V259H3ZM9 260V259H8ZM70 260H71V258H70ZM79 260H82L81 259V257L79 258ZM84 260V259H83ZM92 260V259H91ZM91 260H90V262H91ZM95 260H97V261H100L99 259H95ZM212 260V259H211ZM2 261V260H1ZM10 261H11V259H10ZM30 262H31V260H29ZM50 261V260H49ZM73 261V260H72ZM93 261V260H92ZM107 261V260H106ZM186 261H188V260H186ZM207 261V260H206ZM3 262V261H2ZM19 262V261H18ZM21 262V261H20ZM25 262H26V260H25ZM79 262H81V261H79ZM209 262V261H208ZM216 262V261H215ZM214 262V263H215ZM1 263V262H0ZM9 263V262H8ZM22 263V262H21ZM23 263H24V261H23ZM33 263V262H32ZM71 263V262H70ZM86 263V262H85ZM102 263V262H101ZM213 263V262H212ZM5 264V263H4ZM10 264V263H9ZM12 264V263H11ZM29 264V263H28ZM64 264V263H63ZM72 264V263H71ZM88 264V263H87ZM91 264H92V262H91ZM96 264V263H95ZM204 264V263H203ZM217 264H221V261L219 262V260H218V263Z\"/></svg>","mask_w":264,"mask_h":264}]
</instances>
